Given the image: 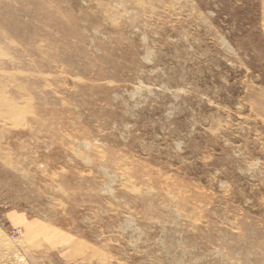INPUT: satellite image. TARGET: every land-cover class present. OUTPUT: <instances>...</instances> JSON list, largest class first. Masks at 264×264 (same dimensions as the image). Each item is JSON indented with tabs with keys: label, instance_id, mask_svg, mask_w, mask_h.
Instances as JSON below:
<instances>
[{
	"label": "rangeland",
	"instance_id": "374dc122",
	"mask_svg": "<svg viewBox=\"0 0 264 264\" xmlns=\"http://www.w3.org/2000/svg\"><path fill=\"white\" fill-rule=\"evenodd\" d=\"M0 264H264V0H0Z\"/></svg>",
	"mask_w": 264,
	"mask_h": 264
},
{
	"label": "built area",
	"instance_id": "2783aa9c",
	"mask_svg": "<svg viewBox=\"0 0 264 264\" xmlns=\"http://www.w3.org/2000/svg\"><path fill=\"white\" fill-rule=\"evenodd\" d=\"M18 233V230L14 229V234H17Z\"/></svg>",
	"mask_w": 264,
	"mask_h": 264
}]
</instances>
